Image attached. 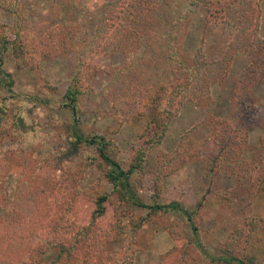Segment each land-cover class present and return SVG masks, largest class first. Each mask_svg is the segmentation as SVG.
<instances>
[{
  "label": "trees",
  "instance_id": "obj_1",
  "mask_svg": "<svg viewBox=\"0 0 264 264\" xmlns=\"http://www.w3.org/2000/svg\"><path fill=\"white\" fill-rule=\"evenodd\" d=\"M258 1L191 0V5L203 7L206 13L219 6L213 14L235 32L219 60L207 61L198 54L192 64H187L179 49V36L187 15L177 10L174 0H100L96 9L80 0H51L55 5L54 13L59 7L61 11L65 7L77 8L82 17L76 23L63 22L54 26L43 23L34 35L22 21L25 16L20 12L21 1L0 0V9L14 16L13 26L0 27V167L10 164L9 159L14 157L18 168L0 169V211L7 208L3 204L7 191L4 186L11 168L14 186L21 179L28 187L40 184L36 191L28 188L32 194L25 196V202L27 199L34 211L33 218L22 214L13 217L12 214L3 219L0 213V264H132L139 231L147 224L160 223L175 241L184 238L187 251L195 250L198 256L212 264L261 263L264 259V214L258 217L245 214L250 213L254 204L264 203V138L261 135L255 138L257 145L252 149L243 123H230L229 119L214 115L212 105L215 102L211 98V88L227 78L237 53L248 57L251 70L236 78V84L246 81L264 84V40L257 33L261 17ZM8 53L20 71L26 69L29 73L42 59L67 54L77 58L71 84L62 95L70 120L57 125L48 121L60 136V149L38 162L21 163V154L30 142L28 139L36 137L38 132L31 107L26 104L12 109L7 107V102L16 97L11 89L12 75L3 68ZM116 53L123 56L116 70L105 71L94 63L96 58ZM88 58L90 62L86 61ZM145 73H152L154 78L153 91L149 95L151 115L148 116L153 129L149 138L134 150L125 170L117 159L113 135L83 131L79 99L83 95L106 96L103 91L99 93L84 87L82 81L106 74L110 83L115 81L130 87L135 75ZM186 100L206 109L199 125L207 132L198 142L192 133L199 125L191 128L181 137L173 153L166 154L160 150V144L169 124L178 115L181 103ZM82 146L89 164L99 167L110 193L98 188L91 193H81L74 186L77 176L88 165L74 173L68 171L66 165L80 153ZM88 148L93 150L92 155H88ZM193 158L201 159L204 167V195L194 206L179 199L161 203L163 179ZM46 166L67 182L72 180L73 187L63 189L66 199L58 194L51 196L50 190L54 189L51 181L39 173ZM147 175L151 176L153 186L150 199L145 201L140 191ZM216 179L232 182L228 190L216 194L218 201L231 211L229 219H238L235 235L218 243L211 254L207 250L208 242L203 239H208L215 221H204L201 209L208 205L209 196L214 195L212 185ZM13 183L10 184L12 188ZM79 194L87 196L82 205L91 208L87 222L82 225L70 215L74 210L70 211L74 197ZM111 196L115 203H110ZM108 204L112 206L115 220L102 237L97 230L102 217L108 214ZM139 212L143 215H138ZM127 216L129 224L121 220ZM116 247L118 252L114 251Z\"/></svg>",
  "mask_w": 264,
  "mask_h": 264
},
{
  "label": "rangeland",
  "instance_id": "obj_2",
  "mask_svg": "<svg viewBox=\"0 0 264 264\" xmlns=\"http://www.w3.org/2000/svg\"><path fill=\"white\" fill-rule=\"evenodd\" d=\"M20 1V12L25 16L22 21L24 26L32 31L31 35H34L36 28L43 23L53 26L63 22L76 23L82 17V12L77 8L65 7L61 11V7H59L54 13L55 5L51 0H34V3L31 2L32 0ZM80 1L87 3L93 9L100 6V0ZM190 2L191 0H174L177 10L187 15V21L179 36V49L182 59L187 64H192L194 57L199 54L204 56L207 61H217L222 57L235 31L231 26H225L217 14H213L215 8L219 9V6H214L210 13H206L203 7H194ZM258 5L261 8V17L258 21L257 33L258 37L264 40V1L259 0ZM206 21L207 23H205ZM13 24V14L0 9V27H11ZM89 59L86 61L90 62ZM76 61L77 58L74 54L42 59L37 63L33 72L29 73L26 69L24 71L18 69L15 59L11 57L10 53L6 55L3 68L12 75L13 85L11 89L16 96L13 101L7 102V107L12 109L20 104L31 107L38 132L36 137L28 139L30 142L26 143L24 152L21 154V163L38 162L51 156L55 151H59L60 136L51 125L70 120L69 110L63 107L62 95L71 84ZM122 62V54L116 53L107 58H96L94 63L107 71L108 69L116 70ZM248 68H250L248 57L242 52L237 53L227 78L221 84H216L211 88V98L215 102V105H212V107L214 106V115L227 118L230 123L231 121L238 124L243 123L249 135L248 145H252L253 149L257 145L255 138L260 135L264 138V84H258L256 81L253 84H250L249 81L244 84H236V78L239 79L242 74L251 70ZM110 80L106 74H99L82 81L84 87L99 93L103 91L106 97L99 94L81 96L78 102L79 120L84 127L83 131L113 135L118 149L117 159L122 168L126 170L134 150L140 146L143 140L149 138L151 129H153L148 122V116L151 115L149 95L153 91L154 78L152 73L135 75L130 87L115 83V81L110 83ZM244 108L246 111H243ZM205 112L206 109H203L201 105L196 106L187 100L181 103L178 115L168 126L160 144V150L166 154L173 153L181 137L191 128L199 125ZM202 126L200 124L192 133L193 139L198 142L204 139L207 132L202 130ZM84 149L82 146L80 153L66 165L67 170L71 173L88 165L82 174L77 176L79 178L74 186L81 193L85 191L91 193L96 188L101 192L110 193L109 186L100 175L99 167L96 164H89ZM87 152L88 155L93 154L92 149L88 148ZM9 160L11 163H5L6 165L0 169L16 166L17 161L14 157ZM200 160L198 158L189 159L186 163L181 164L175 173L163 179L161 203H166L170 199L182 200L190 206L197 203L205 191L202 178L204 167H202ZM16 169H18L17 166L14 170ZM14 170L11 168L10 172ZM10 172H8V181L5 182L4 186V191H7L4 193L6 198L3 204L7 208L0 213L3 219L12 214L13 217L22 214L33 218L34 211L30 208L31 204L27 199L25 202V196L32 194L28 188L32 187L36 191L40 184L33 183L28 187V184L26 185L21 179L14 186V176ZM39 173L43 178L51 181L54 188L50 190L51 196L56 197L58 194L61 199H66V191L63 189L73 187L71 185L72 180L67 182L66 178L61 177L58 172H52L48 166ZM144 180L140 195L147 201L150 199L149 194L152 192L153 185L150 175H147ZM214 181L212 185L214 195L209 196L211 200L208 205L201 209L204 221H215L208 234V239H203L205 243L208 242L206 246L211 254L214 253L213 249L218 243L235 235L234 229L237 227L235 222L238 219L235 218L233 221L229 219L232 216L231 211L224 206L223 202L218 201L219 198L216 194L228 190L232 186V182L227 179ZM11 182L14 188L10 186ZM86 197H81L80 194L75 195L74 205L72 204V208H70V211L74 209L70 215L81 225L87 222L91 210L90 207L82 205ZM109 201L115 203L112 196ZM107 211L108 214L102 217L99 223L100 228L98 227L97 230L102 237L104 231L115 220L110 204L107 206ZM260 214H264V203L258 202L251 207L250 213L248 211L245 215L258 217ZM138 215H143V213L139 212ZM121 220L127 224L130 222L128 216ZM163 228L162 223L160 225L147 224L142 227L135 241L137 250L132 256V264H184L186 262L188 264H212L203 256H198L195 250L189 249L187 251L184 247V238L181 237L179 241H175ZM25 232L29 233L26 229ZM114 251L118 252V248L116 247ZM260 264H264V259Z\"/></svg>",
  "mask_w": 264,
  "mask_h": 264
}]
</instances>
